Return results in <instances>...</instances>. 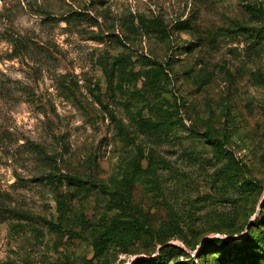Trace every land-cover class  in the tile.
I'll return each mask as SVG.
<instances>
[{
	"label": "rangeland",
	"instance_id": "obj_1",
	"mask_svg": "<svg viewBox=\"0 0 264 264\" xmlns=\"http://www.w3.org/2000/svg\"><path fill=\"white\" fill-rule=\"evenodd\" d=\"M259 231L264 0H0V264H264Z\"/></svg>",
	"mask_w": 264,
	"mask_h": 264
},
{
	"label": "trees",
	"instance_id": "obj_2",
	"mask_svg": "<svg viewBox=\"0 0 264 264\" xmlns=\"http://www.w3.org/2000/svg\"><path fill=\"white\" fill-rule=\"evenodd\" d=\"M207 140L211 145L217 146L220 150L222 149V147H223L222 141L214 140L211 137H207ZM68 178H70V177H68ZM66 179H67V177H66ZM58 182H62V180L59 179ZM98 187L100 188L101 191L106 192V193L111 195V199L116 203V206L118 209H120L123 212L128 213L127 214L128 218H127L126 224H127L128 233L130 235L127 236L125 234L124 235L120 234L116 229L117 226L114 224V225H112V227L105 229L101 232H99V231L94 232L95 234L93 235V238H92V243L94 245V248H96V250L100 249L103 246L104 241L108 238H115L120 243L121 246H124L125 244L128 243V239L134 238L138 233L143 232L145 230V223L139 221L135 217V215L132 214V212L130 211L131 205H130L129 201L126 198H124L120 192L110 190L103 185H98ZM260 222L261 221L256 220L253 226L260 224ZM249 235L250 234L246 235L245 238L250 239L249 242H251L252 248H254V249L258 248L260 250L261 254L264 255V232L259 231L256 235H250V236ZM244 242H246V241H244ZM241 244H242L241 242H239L238 244L233 242L232 243L233 248H231V249L235 250V249L239 248V246ZM220 245H222L224 247L230 246L228 242L221 241V240H219V238H211L209 240H206V242L203 244L204 247H209V248L210 247L214 248V247L220 246ZM224 251L226 252L225 255L228 256V254H227L228 249H226ZM142 264H162V261L159 258H155V259H151L149 261H146ZM176 264H199V263H194L191 259H189L186 261H180ZM200 264H206V263L203 262ZM246 264H247V262H246Z\"/></svg>",
	"mask_w": 264,
	"mask_h": 264
}]
</instances>
